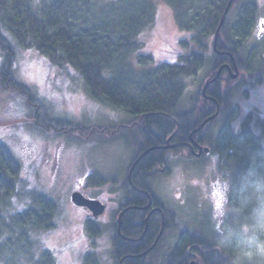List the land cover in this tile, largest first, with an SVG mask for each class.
<instances>
[{"label":"trees","instance_id":"1","mask_svg":"<svg viewBox=\"0 0 264 264\" xmlns=\"http://www.w3.org/2000/svg\"><path fill=\"white\" fill-rule=\"evenodd\" d=\"M165 1L175 14L177 27L192 34L189 41L181 42V48L188 50V54L180 57L178 64H163L155 69L136 72L128 59L131 55L134 57L140 49L139 32L147 29L155 19L156 8L151 0H111L103 8H98L95 0H41L38 4L34 0H0V50L4 57L0 69L2 90L14 91L25 97L31 107L38 108V112L45 111L44 105L30 88L18 82L14 74L15 47L36 49L48 59L51 68L78 73L89 96L96 103L106 104L134 119L142 120L140 125L131 121L130 125L120 128L135 131L136 157H142L131 173L136 189L127 188L123 194L125 197L122 207L128 208L122 216L124 239H118L119 242L116 240L114 244L115 259L118 262L124 258V264H153L152 258L156 254L145 256L144 252L147 243L153 240L163 225V216L160 211L150 208L151 203L148 202L145 190L148 183L144 182H149L153 177L156 165L165 164V159H172L180 152L175 149L177 145H172L175 150L169 148L166 151V146H163L166 140L171 137L173 143L185 142L188 141L189 134L193 133V140L198 142L197 139L201 136V144L211 146L213 128L223 116L228 102H231L230 87L225 92L220 91L219 96L213 88L208 89L207 95L217 99L219 103L217 118L220 117L211 119L198 130L207 118L216 115L218 108L201 99L200 85L195 93L193 110L178 111L187 91L188 81L199 76L209 57L213 62L209 67L213 70L206 73L207 77L215 69L223 67L220 65L231 62V58L232 61H237L242 70L246 68V74L251 71L252 61L246 67L248 62L245 65L239 54L254 25L256 3H246L233 16L231 14L239 1L235 0L227 13L215 51L214 35L229 0ZM136 61L139 67L153 63L151 56H141ZM217 82L220 87L225 79L222 77ZM52 118L54 117L47 116L51 128L77 131L78 125L73 127L62 119ZM34 119L38 123L42 122L38 117ZM253 120L250 115L245 121H241L242 137L237 141L238 145L223 148L225 151L229 150L225 165L233 168L234 179L253 161H264L263 138L254 133ZM257 121L264 134V121L261 123V120H256L255 124H258ZM42 124L49 127L45 122ZM21 168L22 165L12 150L0 143V264H15L16 249L28 245L30 232L34 229L43 231L42 228H50L56 211V205L44 195L33 198L36 204L34 208L30 206L19 212L13 211V198L18 195L22 186ZM170 213L174 216L173 212L166 211L165 224L173 229L175 217ZM237 221L234 214L227 217V224L235 225ZM90 222L92 221L89 220L86 228L93 235L99 234L94 225V228L91 227L94 222ZM182 233L178 246L166 254L165 264H188L191 257L186 249L190 244H198L203 250H211L215 246L216 237L213 241H206L187 229ZM19 245L22 247L19 248ZM226 254L233 262V254L229 250ZM49 255L50 252L42 253L36 264H55ZM219 258L215 264H231L220 261ZM83 264L99 262L95 255H86Z\"/></svg>","mask_w":264,"mask_h":264},{"label":"rangeland","instance_id":"2","mask_svg":"<svg viewBox=\"0 0 264 264\" xmlns=\"http://www.w3.org/2000/svg\"><path fill=\"white\" fill-rule=\"evenodd\" d=\"M40 1L34 0L35 4ZM95 1L98 8H103L111 0ZM151 1L156 8L155 19L151 26L139 32L140 49L128 59L136 72L180 63V57L188 54V50L181 48V42L189 41L192 36L177 27L175 14L165 0ZM248 2L256 3V18L239 55L245 65L248 62L246 67L252 61L251 71L247 75L246 68L242 70L231 58L235 68L231 65L228 68L233 70V75L238 72L231 79L240 74L241 77L232 81L231 102H228L223 116L213 128V142L208 147L212 149L210 156L205 157L207 153L204 152L200 160L174 162L173 166H168L170 175L167 171L164 174V171L155 170L150 179L152 190L147 189L149 194L153 195L154 191L166 206L161 210L163 219L166 211L173 212L174 216L170 214L175 217L173 229L163 221L153 240L147 243L144 255L156 254L152 258L153 264H165L166 254L178 246L183 230L197 233L206 241H213L216 237L213 230L215 218L223 212L226 199L236 194L233 168L225 165L230 153L223 148L238 145L237 141L242 137L240 125L248 116L254 119V133L262 137L264 143L260 122L255 124L256 120L264 121V0H239L231 15L235 16ZM15 48V77L30 88L45 111L38 112V108L31 107L22 95L0 88V143L12 150L23 169L20 192L18 190V195L13 198V211L19 212L30 206L34 208L33 198L38 195L46 196L56 205L50 228H42L43 231L34 229L30 232L28 245L15 248V264H36L45 252H50L49 256L55 264H83L86 255H95L99 264H120L121 261L124 264V258L117 262L113 254L116 240L119 242L118 239L124 237L117 220L123 209V194L131 188L128 175H131L138 158L133 163L137 153L135 131L120 128L130 125L131 121L140 125L142 120L106 104L96 103L78 73L51 68L48 59L36 49ZM1 55L0 50V69L4 62ZM141 56H151L153 63L139 67L136 59ZM212 63L209 57L199 76L188 81L178 111L184 112L194 106L195 93L200 85L202 98H207L205 80L214 78L220 70L215 69L207 77L206 73L213 70L209 67ZM221 73L219 77L223 75ZM246 78L248 81H245ZM45 115L62 119L73 127L78 125L77 131L51 128ZM35 117L49 127L38 123ZM103 180L104 183L101 182ZM229 180L233 181L231 191ZM74 192L99 201L105 207L104 213L97 218H93L89 211L90 215L87 214L84 208L72 202ZM90 216L94 222L91 227L94 225L99 230L97 235L86 228ZM227 217L221 216L220 219L227 224ZM188 264H197V261L191 258Z\"/></svg>","mask_w":264,"mask_h":264},{"label":"clouds","instance_id":"3","mask_svg":"<svg viewBox=\"0 0 264 264\" xmlns=\"http://www.w3.org/2000/svg\"><path fill=\"white\" fill-rule=\"evenodd\" d=\"M230 191L233 181L229 180ZM236 194L226 199L213 230L218 249L233 255V264H264V161L253 163L235 179ZM234 214L238 221L225 224L220 217Z\"/></svg>","mask_w":264,"mask_h":264},{"label":"flooded vegetation","instance_id":"4","mask_svg":"<svg viewBox=\"0 0 264 264\" xmlns=\"http://www.w3.org/2000/svg\"><path fill=\"white\" fill-rule=\"evenodd\" d=\"M229 65L233 66L234 65V62L231 61L230 63H224V64L220 65V66H226L225 69L221 73V75L222 74L223 75L221 77H219V79L222 78V77H223V79H225V82L222 84V86H224L225 88L222 87V86L219 87V84L217 82L219 79H217L215 82H213L212 84H210V86L206 87L207 88L206 93L208 92V89H210V88L211 89L213 88V90L216 92L217 96H219L220 91L225 92V90L227 88H229V87L231 88L232 91L234 90V88H233L234 83H232V81H238V78L241 77L240 76L241 74L236 79L232 80L231 79L232 78L231 75H233V72H232L233 70L232 71L229 70V68H228ZM233 67L235 68V66H233ZM234 71H235V69H234ZM214 76H215V74H214ZM212 78H213V76L210 77L208 80H205L206 81L205 83H208ZM245 81H248V79L246 78ZM202 97H201L202 100L209 101V103L214 104L215 107L216 106H219V103H218L217 99H215V98H213L211 96H208V95H207V98L206 97L205 98H202ZM200 103L203 104V102H201V100H200ZM192 107L190 108V110H193ZM200 139H201V136L199 137V139H197L198 142L196 140H193V133H190L189 134L188 141H185V142H182L181 141V142L173 143L171 141V140H173V138L171 139V137H169L166 140V142H165V144L163 146H166L167 147V146L177 145L175 149L176 150L177 149L180 150V152H178L176 154L177 156L172 157V159L171 158L170 159H167V160L165 159V161H163V163L165 162V164H158V165H156V169L155 170H157V171H164L163 172L164 174L167 171V175H170L169 174L170 171H169L168 166L174 164V162H177V163L182 162V161L183 162H191L193 160H197V159L200 160V158H203V155H204V150L203 149L205 147H208V146L202 145L201 144L202 141ZM175 149L172 148V150H175ZM166 151H169V149H167ZM211 152H212V149H211ZM198 154H200L201 156L198 155ZM210 154L211 153L207 154L205 157L210 156ZM140 156L141 155H139L138 157H136V159L134 160V162L137 160V158L139 159ZM138 163H139V161L137 162V164ZM160 166H162V168H160ZM131 176H132V174L130 175V173H129L127 180H129V179L131 180V182L129 184H130L131 189L134 190L136 188H135L134 184H132L133 182H132V177ZM146 183H148V184H146ZM144 184H146L145 185V190L147 191L146 194H147L148 202L151 203V207L150 208L156 209L155 211L158 210V211L161 212V210L163 209V207H166V206L163 204L162 200L159 197L156 196V194L154 193V191L152 193L153 195L149 194L148 190L149 189L152 190L151 189V185H150V181L148 182V180H147V181L144 182ZM107 209H108V206H107ZM125 209H128V208H125ZM123 210H124V208L122 209V211ZM85 211H87V210H85ZM155 211H153V213ZM167 212H170V211H167ZM87 214H89L88 211H87ZM164 215H165V219H166V214H164ZM162 216H163V214H162ZM88 220H91L92 221L93 219H91L90 217H88ZM120 233H122V227H121ZM120 239L123 240L124 237H120ZM199 246L200 245H198V244H190L187 247V249H186V252H188L187 254L189 255V257L193 258V261L194 262L197 261V264H215L214 262L216 260H218L219 257H220L219 258L220 261L221 260H224V262H226V263L228 261L229 263L233 264V262H231V260H229V258H230L229 255L226 254L228 252L227 249H218L216 246H214L213 248H211V250L210 249L209 250H203ZM212 246L213 245H211V247ZM214 250H215L216 253H214ZM123 262H124V260H123Z\"/></svg>","mask_w":264,"mask_h":264},{"label":"water","instance_id":"5","mask_svg":"<svg viewBox=\"0 0 264 264\" xmlns=\"http://www.w3.org/2000/svg\"><path fill=\"white\" fill-rule=\"evenodd\" d=\"M235 2V0H229V2L227 3V5H226V8H225V10H224V13L222 14V17H221V20H220V23L218 24L219 26H218V28H217V30H216V33H215V35H214V44H213V48H214V50L215 51H217L216 50V44H217V41H218V38H219V35H220V32H221V29H222V27H223V25L225 24V22H226V18H227V13H229V11H230V9H231V7H232V5H233V3ZM224 68V66L223 67H221L220 68V70H218V73H217V75L216 76H214V78L211 80V81H209L208 83H206V85H205V89H204V92L206 91V87H208V86H210V84H212L213 82H215L217 79H218V77H219V75H220V73H221V70ZM237 74H238V72H236V74L235 75H231L233 78H235L236 76H237ZM219 107V106H218ZM217 107V108H218ZM218 111H219V108L217 109V113H218ZM216 116V115H215ZM215 116H213V117H211V118H207V120L206 121H204V123L200 126V128L198 129V130H200L204 125H206L211 119H214L215 118ZM198 130H196V131H198ZM173 146H167L166 148L167 149H169V148H172ZM204 152L205 153H207V154H209V152H210V149L208 148V147H205L204 149ZM198 155H200V154H198ZM141 158V157H140ZM140 158L138 159V161L140 160ZM137 161V162H138ZM72 202L77 206V207H82V208H84V209H86V210H88L90 213H91V215H92V217L93 218H97L98 216H100L102 213H104V210H105V207H104V205H101V203L99 202V201H97V200H91V199H89V198H87V197H85V195H83L82 193L80 194V192H74L73 194H72ZM128 211V209H125V210H123L122 211V213L119 215V219L117 220V222H118V225H119V229L122 227V216L125 214V212H127ZM120 264H122V261H121V263Z\"/></svg>","mask_w":264,"mask_h":264},{"label":"snow or ice","instance_id":"6","mask_svg":"<svg viewBox=\"0 0 264 264\" xmlns=\"http://www.w3.org/2000/svg\"><path fill=\"white\" fill-rule=\"evenodd\" d=\"M217 208H218V209L220 208V205H219V204H217Z\"/></svg>","mask_w":264,"mask_h":264},{"label":"bare ground","instance_id":"7","mask_svg":"<svg viewBox=\"0 0 264 264\" xmlns=\"http://www.w3.org/2000/svg\"><path fill=\"white\" fill-rule=\"evenodd\" d=\"M166 220V219H165ZM164 219H163V221H165ZM164 224H165V222H164Z\"/></svg>","mask_w":264,"mask_h":264}]
</instances>
